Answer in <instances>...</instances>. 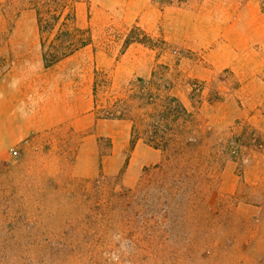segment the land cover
<instances>
[{"label":"rangeland","instance_id":"374dc122","mask_svg":"<svg viewBox=\"0 0 264 264\" xmlns=\"http://www.w3.org/2000/svg\"><path fill=\"white\" fill-rule=\"evenodd\" d=\"M151 1L148 31L109 0H80L90 44L70 66L80 82L88 65L111 82L100 108L155 70L191 117L167 153L131 148L127 119L63 123L0 149V264H264V0ZM26 10L46 8L0 0V48ZM133 27L145 45L125 44Z\"/></svg>","mask_w":264,"mask_h":264},{"label":"crops","instance_id":"0c3cea01","mask_svg":"<svg viewBox=\"0 0 264 264\" xmlns=\"http://www.w3.org/2000/svg\"><path fill=\"white\" fill-rule=\"evenodd\" d=\"M109 1L102 6L120 9L117 13L123 14L121 22L125 24H137L149 31L158 21V8L151 0ZM247 4L254 6L255 2L250 0ZM249 24L253 27L252 19ZM248 43L244 51L249 49ZM87 47L45 68L36 12L22 11L13 18L0 48V149L63 123L74 130L78 129L79 120L86 119L84 127L101 124L93 112L94 67L86 66L83 83L73 73L78 67L73 70L69 63L82 56ZM67 73L70 79L66 78ZM259 89L261 95L256 103L263 104L264 84Z\"/></svg>","mask_w":264,"mask_h":264},{"label":"trees","instance_id":"16d2710c","mask_svg":"<svg viewBox=\"0 0 264 264\" xmlns=\"http://www.w3.org/2000/svg\"><path fill=\"white\" fill-rule=\"evenodd\" d=\"M40 1L46 10L44 12L35 11L40 32L43 63L44 67L48 68L89 45L90 41L81 38L80 34L83 30L75 24V5L80 0H58L54 10H50L49 0ZM57 26L58 30L62 31L54 38L58 42H52L50 49L47 50L44 32L53 31ZM135 31H140L145 38L147 37L140 28L133 27L125 44L140 43L145 45L143 39L133 36ZM161 78L162 76L154 70L148 80L138 78L136 82L132 83L133 92L127 98L116 99L112 108H100L96 99L98 88L104 85L109 91L112 86L109 80H100L99 72L95 71L93 112L96 118L127 119L131 123L129 140L131 148L141 140L147 146L167 153L177 128L188 121L191 114L179 99L171 94L168 87L163 85L162 88Z\"/></svg>","mask_w":264,"mask_h":264}]
</instances>
